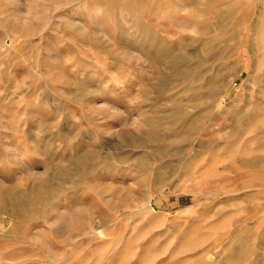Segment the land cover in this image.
I'll return each instance as SVG.
<instances>
[{
	"label": "rangeland",
	"instance_id": "obj_1",
	"mask_svg": "<svg viewBox=\"0 0 264 264\" xmlns=\"http://www.w3.org/2000/svg\"><path fill=\"white\" fill-rule=\"evenodd\" d=\"M209 4L0 0V264H264V0Z\"/></svg>",
	"mask_w": 264,
	"mask_h": 264
},
{
	"label": "bare ground",
	"instance_id": "obj_2",
	"mask_svg": "<svg viewBox=\"0 0 264 264\" xmlns=\"http://www.w3.org/2000/svg\"><path fill=\"white\" fill-rule=\"evenodd\" d=\"M135 1V0H134ZM210 1V3L211 4H209V5H207V7L205 8V14H206V12H210V10L214 7L213 6V2L214 1H219V0H209ZM138 2V1H137ZM183 10H184V8H183ZM203 11V10H202ZM229 8H227V7H222L221 9H220V13H219V17L220 18H226V19H228L229 18ZM141 12V11H140ZM186 12V11H185ZM208 14V13H207ZM205 16V15H204ZM206 16H208V15H206ZM22 25V24H21ZM182 25V24H181ZM183 27V26H182ZM220 29H219V32L218 33H221V31H222V27H224V26H222V23L220 24ZM216 30H218L217 28H216ZM201 31L202 32H207L208 31V27H203V28H201ZM179 52V51H178ZM178 55V54H177ZM213 56V55H212ZM181 57V56H180Z\"/></svg>",
	"mask_w": 264,
	"mask_h": 264
}]
</instances>
